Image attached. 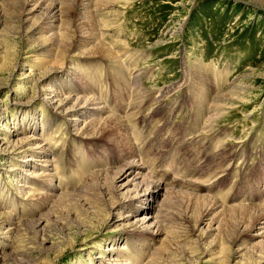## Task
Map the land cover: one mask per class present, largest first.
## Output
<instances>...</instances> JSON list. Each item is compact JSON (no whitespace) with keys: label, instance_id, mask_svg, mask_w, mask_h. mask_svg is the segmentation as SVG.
<instances>
[{"label":"rangeland","instance_id":"obj_1","mask_svg":"<svg viewBox=\"0 0 264 264\" xmlns=\"http://www.w3.org/2000/svg\"><path fill=\"white\" fill-rule=\"evenodd\" d=\"M109 115L119 145L90 131ZM133 160L157 204L101 174ZM234 207L264 210V0H0V264H264L263 217Z\"/></svg>","mask_w":264,"mask_h":264},{"label":"bare ground","instance_id":"obj_2","mask_svg":"<svg viewBox=\"0 0 264 264\" xmlns=\"http://www.w3.org/2000/svg\"><path fill=\"white\" fill-rule=\"evenodd\" d=\"M49 7H50V9H49V11H50V13H49L50 20L53 23L54 20H58V17L60 18L61 12H63V10H62L63 6H62L61 3L57 2V1H54V2H50L49 3ZM32 10H33V8H32ZM82 17L83 16H81V19H80L81 20V22H80L81 24H82V22L85 21L84 20L85 17H83V18ZM82 19L84 21H82ZM48 24L50 25V21L49 20H48ZM71 47H72V45H70V48ZM96 48H97L98 51L101 52V54H104V55H106L107 50H109V48L105 47L104 44H102V43L98 44L96 46ZM97 53L99 54V52H97ZM109 53H110V51H108L107 55H109ZM221 95H223V94H221ZM57 96H58V94L51 95V97H49L50 103L57 104L59 102L58 100L60 99L59 97H58L59 99H57L56 98ZM219 98L220 99H224V98H221L220 94H218L215 97V99H219ZM77 101H81V100L77 99ZM218 101H220V100H218ZM94 104H96V107H93V108L96 109V111H98V113L105 112L104 111V109H105L104 106H99L100 103H98V102L96 103V101H95V103L91 102V101H89V99H87L85 101V103L83 104L82 107H85V109H90L89 105H94ZM56 106L59 107V108H62V105L60 103L57 104ZM220 108H221V106H220ZM68 111L69 110H67L65 113H66V115L70 116L71 114ZM217 111H218V108H217ZM215 117H218V116H215ZM218 119H219V117H218ZM77 121H78V119H74L75 124L73 125V127L75 129H76V126L78 125ZM90 122H96V123H99V124L103 123L108 128L107 129V128H105V126L104 127L100 126V129L98 128V130H96V127L90 126L89 128H91L90 131H92L91 133L93 135L97 136L99 133L102 134V132H107V130H108L109 134L111 133L110 134L111 135L110 140H112V141L115 140V139L117 140L116 143H115L116 145H119V144H121L124 141L123 132H124V127L125 126H124V123H122V120H121L120 117L109 115L106 118H104V117L103 118H101V117L92 118ZM78 129L81 132L82 129L80 127H78ZM91 133L89 135L93 136ZM25 140L29 141L30 143H34V142L36 143V141H34L35 140L34 138L25 139ZM144 167H145V165L143 163H138L136 160H133L132 162L127 163L123 168H120L117 171H110L109 173L102 172L101 174H103V176H104L105 174L108 175V174L112 173L111 175H113V174L114 175L111 178H117V179H119V178H121V179L122 178H127L130 182H134V186L135 187L132 190L133 193H131L129 196L127 194L124 197H122V200L127 201L128 205L132 206V204L134 203L133 201L135 200V198H137V201L139 203H142L144 200H147V201L149 200V201L156 202V204H157V197L160 195L163 186L161 184V181L160 182L156 181V180L152 179L150 175L145 174V173L143 174V170L145 169ZM107 177H109V176H107ZM106 179H108V178H106ZM96 180H98V179H96ZM99 181H101V179ZM96 183H97V181H96ZM89 185L90 186L92 185V187H94L93 184H89ZM167 192H169V194L164 199V201H166V202L169 201V199H171L170 201H172V198H174L175 195H176V196H180V198H181V199H178V201H180V204H182V205L189 204V206H191V207H193L195 209H205V210L208 209V210L212 211V210L220 207L217 204V202H215L211 198H208L207 196H204V195L197 196V195H194V194L185 193V192H179V191H175V190L171 191V192L170 191H167ZM184 196L185 197L186 196H191V197L195 198L196 201L193 202V203H191V202L188 203L186 201L187 199L185 200ZM153 208H154V206H153ZM153 208H151V204H149L146 207H144V209H142V210H134V211L129 210L128 211L129 215L125 216L124 219L125 220H129L130 218L128 216L133 217L136 214H138L139 211L142 212V211H145L146 209H147V211L150 210V209L153 210ZM230 209L231 210L241 209L242 211H245L246 214L248 213L250 216H253L254 218L263 217V219H264V210H263V208H259V207H251L250 208V207H248V208L242 209L240 207H234V208H230ZM153 219H154V216H150V215L142 217L141 218L142 222L140 223L142 225H140L139 227H135L134 230H137V231H143V230L150 231V230H152L156 234L160 233V231H161L160 230V224H159V227H158V220L154 221ZM263 224H264V221H263ZM152 225H154L155 227H158V228L157 229L156 228L153 229V228H151ZM263 227L264 226H261L260 228H263Z\"/></svg>","mask_w":264,"mask_h":264}]
</instances>
